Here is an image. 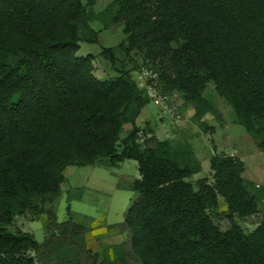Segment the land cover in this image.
Here are the masks:
<instances>
[{"label": "trees", "instance_id": "16d2710c", "mask_svg": "<svg viewBox=\"0 0 264 264\" xmlns=\"http://www.w3.org/2000/svg\"><path fill=\"white\" fill-rule=\"evenodd\" d=\"M93 21L123 27L120 49L137 51L200 126L219 114L203 96L213 84L264 153V0H113L101 13L82 0H0V264H264V220L250 234L236 220L258 212L264 187L253 192L242 161L217 156L214 182L195 189L201 163L190 145L140 144L137 119L151 101L132 72L100 80L94 55L77 54L81 42H98ZM114 52L102 51L112 65ZM126 124L134 130L119 151ZM101 160H134L141 176L111 257L53 210L65 168ZM219 197L226 212L209 211ZM25 214L48 216L44 243L7 229Z\"/></svg>", "mask_w": 264, "mask_h": 264}, {"label": "rangeland", "instance_id": "374dc122", "mask_svg": "<svg viewBox=\"0 0 264 264\" xmlns=\"http://www.w3.org/2000/svg\"><path fill=\"white\" fill-rule=\"evenodd\" d=\"M90 11L103 12L113 0H82ZM98 34V42H81L78 56L94 55L95 76L100 80H107L119 76L120 71L132 72V77L138 80V69L144 64L143 57L137 52L129 56L120 49L126 35L123 27H113L105 30L99 21L90 23ZM178 43L172 45L177 48ZM115 50V64L102 56L104 48ZM114 66V67H113ZM118 71H116V70ZM135 70V72L133 71ZM159 74V73H158ZM163 91V84L158 82ZM170 94L173 101L172 112L149 103L137 119L139 129L138 142L140 144L149 137L156 136L159 140H168L174 146L188 144L192 147L197 160L201 163V171L191 177L190 181L198 189L199 184L214 182V172L211 161L217 156H232L244 165L243 178L248 186L254 189L264 187V153L257 146L256 138L249 134L238 122L232 107L210 84L203 96L219 111L217 115H206L202 119L204 126H200L194 119L195 110L192 105L184 103L178 91ZM126 130L119 142V151L124 139L132 133L134 128L126 124ZM155 130V135L149 133ZM148 131V132H147ZM65 182L61 186V194L54 201L53 210L58 223L80 224L88 229V244L101 253L107 252L111 257L114 248L125 240L117 228L124 222L134 198V184L140 179L138 163L134 160L124 161L119 167L110 166L107 161H97L93 165L68 166L64 170ZM227 204L219 197L217 208H209L211 212L225 213ZM237 222L246 234L252 233L264 220V200L259 201L258 212L249 217L238 218ZM49 218L41 215L37 220L25 214L16 216L7 229L11 232L23 231L33 235L38 243L46 240V226ZM223 230L230 228L226 219L217 221Z\"/></svg>", "mask_w": 264, "mask_h": 264}, {"label": "built area", "instance_id": "2783aa9c", "mask_svg": "<svg viewBox=\"0 0 264 264\" xmlns=\"http://www.w3.org/2000/svg\"><path fill=\"white\" fill-rule=\"evenodd\" d=\"M159 74L149 66H142L138 71V80L136 83L138 87L144 91L151 103L161 108L163 111L168 110L172 112V96L162 91L158 85Z\"/></svg>", "mask_w": 264, "mask_h": 264}, {"label": "crops", "instance_id": "0c3cea01", "mask_svg": "<svg viewBox=\"0 0 264 264\" xmlns=\"http://www.w3.org/2000/svg\"><path fill=\"white\" fill-rule=\"evenodd\" d=\"M126 126H127V125H125V126H124V129H125V130H126ZM130 126H131V125H130ZM131 128H132V126H131ZM154 132H155V130L152 132V134H154V135H155V133H154Z\"/></svg>", "mask_w": 264, "mask_h": 264}]
</instances>
